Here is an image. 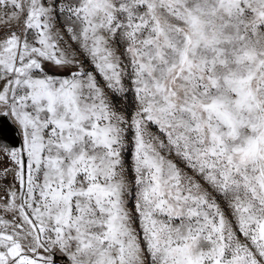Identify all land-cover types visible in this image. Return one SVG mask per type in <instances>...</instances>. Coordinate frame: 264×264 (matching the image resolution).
<instances>
[{
  "label": "snow or ice",
  "instance_id": "snow-or-ice-1",
  "mask_svg": "<svg viewBox=\"0 0 264 264\" xmlns=\"http://www.w3.org/2000/svg\"><path fill=\"white\" fill-rule=\"evenodd\" d=\"M0 264H264V0H0Z\"/></svg>",
  "mask_w": 264,
  "mask_h": 264
}]
</instances>
